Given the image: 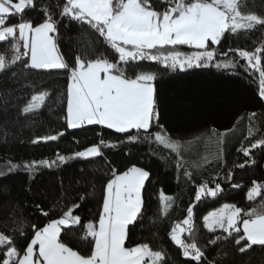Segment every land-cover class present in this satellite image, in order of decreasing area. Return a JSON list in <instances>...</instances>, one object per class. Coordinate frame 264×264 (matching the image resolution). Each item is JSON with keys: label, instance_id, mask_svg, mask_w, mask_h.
<instances>
[{"label": "trees", "instance_id": "trees-1", "mask_svg": "<svg viewBox=\"0 0 264 264\" xmlns=\"http://www.w3.org/2000/svg\"><path fill=\"white\" fill-rule=\"evenodd\" d=\"M58 3L60 0H36V8L28 11L25 18L42 22V7H54ZM242 11L264 16V0H245ZM90 44L96 53H103L109 59L116 58L113 50L86 26L67 18L58 23L57 47L69 64L77 54L92 57ZM4 46V43L0 44V51ZM214 47L218 52L217 62L235 60V66L173 70L149 60L125 66L130 77L140 71L156 74L154 86L159 123L173 140L186 144L183 150L185 163L180 169L176 167L175 153L154 140L145 139L143 133L140 140L128 143L124 134L101 125L69 129L65 120L66 71L26 69L18 62L0 72V172L4 173L0 175V232L12 236L18 245H22L33 234L32 225L47 224L73 204H79L74 214L79 215L83 223L95 222L102 207L105 186L113 178L112 170L122 173L135 164L149 171L150 177L142 190V215L135 225L129 226L126 246L145 242L166 253V264H195L183 257L169 237L171 228L186 218L187 208L195 205L194 231L191 236L185 233L184 238L194 239L202 248L205 253L203 264H264V247L254 245L241 253L233 238L223 240L226 233L219 229L215 233L209 232L203 223L206 211L223 203L248 209L260 200L249 202L246 194L253 181L264 183V149H253L249 157L239 151L253 142L248 138L249 126H253L255 138L264 136V101L259 98V74L249 68L244 59L228 50L254 51L256 47H264V27L257 26L237 35L226 34L221 44ZM179 50L194 51L188 46H181ZM225 52L227 56L223 55ZM38 92L49 95L40 108L24 114L22 109ZM251 113L257 114L252 121L248 118ZM156 129L154 124L150 131L154 133ZM220 134H225V141L222 154L216 159L212 154L216 152L215 140ZM50 135H56L58 139L33 143L37 137ZM101 138L113 145L102 147L101 156L73 158L75 152L98 144ZM57 153L65 156L66 162H59ZM204 155H208L212 163L197 169L194 162ZM34 161L37 162L35 170L23 167ZM41 161L56 163L48 167L40 164ZM9 164L18 167L9 172ZM241 164L244 167H240ZM186 170L192 172L191 179L185 176ZM229 174L231 179H228ZM204 182L209 187H215L219 182L223 191L216 197L204 196L196 201V190ZM233 184L240 187L233 188ZM161 193L173 198L171 207L166 209L167 215L161 212ZM41 209L49 215H42ZM82 235L83 230L78 226L61 234L63 242L73 250L88 254L90 245ZM217 235L222 239L210 244Z\"/></svg>", "mask_w": 264, "mask_h": 264}, {"label": "snow or ice", "instance_id": "snow-or-ice-1", "mask_svg": "<svg viewBox=\"0 0 264 264\" xmlns=\"http://www.w3.org/2000/svg\"><path fill=\"white\" fill-rule=\"evenodd\" d=\"M244 6L245 0H60L54 7L43 6L44 19L35 23L25 17L28 11L36 8V0H0V43H8L12 53L10 59L0 54V72L18 62L26 69L66 71L65 120L69 129L101 125L124 134L128 143L137 142L143 133L145 139L154 140L175 153L176 167L180 169L185 163V146L181 141L173 140L159 123L154 86L156 74L140 71L130 77L125 66L149 60L173 70L234 67L235 60L217 62L218 52L214 46L220 45L226 34L237 35L257 26L264 27V16L242 11ZM64 18L86 26L113 50L116 58L113 60L103 53H96L90 44L92 57L77 54L69 64L57 47L58 23ZM181 46L194 51L182 52ZM228 51L244 59L247 66L259 74V98L264 101V47H256L254 51L239 48ZM48 95L47 92L32 95L22 112L28 114L40 108ZM256 115L251 113L249 120ZM154 124L158 130L153 133L150 130ZM248 138L253 142L239 149L245 157H249L253 149H264V136L255 138L253 126L248 128ZM57 139L56 135L37 137L33 143ZM224 141L225 134L216 137L217 149L212 154L216 159L222 154ZM110 146L113 145L101 138L98 144L75 152L73 158L98 157L102 155V147ZM66 159L57 153L59 162L64 163ZM39 163L51 167L56 161ZM210 163L212 159L204 155L193 166L199 169ZM36 164L34 161L23 167L33 171ZM239 166L244 167V164ZM16 167L9 164L8 171ZM184 174L189 179L193 175L187 170ZM0 175L4 173L0 172ZM112 176L105 186L98 220L83 223L81 217L74 214L79 204H73L47 224L32 225L33 234L22 245H18L12 236L0 232V264H166V253L153 250L148 243L126 246L129 226L135 225L142 215V190L150 177L149 171L133 164L120 174L113 169ZM232 187L240 185L233 184ZM222 191L219 182L215 187L204 182L198 186L195 200L200 201L204 196L216 197ZM246 197L249 202L260 200L248 209L226 203L203 218L209 232L215 233L219 229L226 233L223 240L233 238L241 253L254 245L264 247V183L253 181ZM172 202V197L161 195L162 214L167 215L166 209ZM194 206L187 208L186 218L171 228L169 237L184 258L203 264L205 253L202 248L194 239L184 238L185 233L191 236L194 231ZM41 214L49 215L43 209ZM77 226L83 230L82 239L90 245L88 254L73 250L62 240V233ZM221 239L217 235L209 243L216 244Z\"/></svg>", "mask_w": 264, "mask_h": 264}, {"label": "rangeland", "instance_id": "rangeland-1", "mask_svg": "<svg viewBox=\"0 0 264 264\" xmlns=\"http://www.w3.org/2000/svg\"><path fill=\"white\" fill-rule=\"evenodd\" d=\"M0 44H3V43H0ZM5 44V46H4V50L3 51H0V54H5L9 59H10V57H11V55H12V53H11V51L9 50V48H10V46H9V44L8 43H4ZM58 52H59V50H58ZM60 54V53H59ZM38 93H40V92H38ZM38 93H34V94H38ZM33 94V95H34ZM31 100V99H30ZM158 129H156V131H157ZM208 136H211L210 134H207ZM185 146H186V144H185ZM252 186V185H251ZM250 186V187H251ZM161 195H162V193H161ZM164 195V194H163ZM224 204H226V203H223V204H221V205H219V206H216V208H213V209H210V210H208V211H206V213H205V215H204V217L205 216H207L209 213H211V212H213V211H217V210H219V209H221L222 208V206L224 205ZM227 204H231V203H228L227 202ZM203 217V218H204ZM203 223H204V221H203ZM141 243H145V242H141ZM138 244H140V242L138 243ZM153 249V248H152ZM153 250H156V249H153ZM156 251H158V250H156Z\"/></svg>", "mask_w": 264, "mask_h": 264}, {"label": "crops", "instance_id": "crops-1", "mask_svg": "<svg viewBox=\"0 0 264 264\" xmlns=\"http://www.w3.org/2000/svg\"><path fill=\"white\" fill-rule=\"evenodd\" d=\"M117 174H120V173H117ZM133 246H135V245H133Z\"/></svg>", "mask_w": 264, "mask_h": 264}]
</instances>
